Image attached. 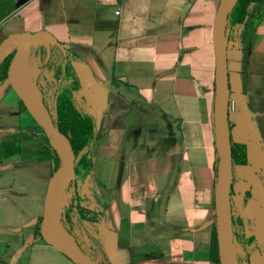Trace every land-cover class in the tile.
Returning a JSON list of instances; mask_svg holds the SVG:
<instances>
[{
  "label": "crops",
  "instance_id": "0c3cea01",
  "mask_svg": "<svg viewBox=\"0 0 264 264\" xmlns=\"http://www.w3.org/2000/svg\"><path fill=\"white\" fill-rule=\"evenodd\" d=\"M220 2L0 0V44L45 32L74 58L75 98L96 128L83 183L96 215L89 235L109 264H219L211 240ZM226 43L230 143L246 156L232 164L234 250L239 264H264V0ZM19 102L0 81V264H74L35 237L52 164L36 157L43 132ZM16 135L19 151L2 158Z\"/></svg>",
  "mask_w": 264,
  "mask_h": 264
},
{
  "label": "water",
  "instance_id": "95a60500",
  "mask_svg": "<svg viewBox=\"0 0 264 264\" xmlns=\"http://www.w3.org/2000/svg\"><path fill=\"white\" fill-rule=\"evenodd\" d=\"M237 1L221 0L215 17L213 33L216 61L214 135L218 159L215 184V234L219 264H239L234 250V233L230 204L232 160L229 124L227 121L229 88L226 59L227 22ZM37 47H44L48 54L49 49L53 47L63 50L62 46L45 32L13 35L0 44V64L10 51H16L7 71V80L19 101L23 104L26 112L50 140L51 145L57 151L60 158L59 170L54 176L52 175L49 183L44 214L39 226L40 236L47 246L64 255L74 264H100L90 258L64 230L60 219L59 224L65 236L55 233L52 229L51 219L53 217L55 202L59 199L61 192L74 179V154L69 141L57 131L42 101H40V106L35 105L25 89L24 77L28 74L26 71L28 67V55L31 49ZM127 91L129 90L123 91L124 94ZM53 142L59 145L60 150L54 146Z\"/></svg>",
  "mask_w": 264,
  "mask_h": 264
},
{
  "label": "trees",
  "instance_id": "16d2710c",
  "mask_svg": "<svg viewBox=\"0 0 264 264\" xmlns=\"http://www.w3.org/2000/svg\"><path fill=\"white\" fill-rule=\"evenodd\" d=\"M262 2L263 0H238L228 17L227 30L232 26L242 24L248 13V8L253 4L259 5ZM15 52V50L10 51L0 64V81L7 78V71ZM32 59L39 62L40 73L37 80L42 79L45 74L51 70L57 77L56 85H51L46 92H41V94L48 99L51 105V108L48 110L43 103L57 131L69 141L74 154V179L69 183L66 189L69 190L71 199H76V184H83L91 174V152L96 142L95 122L87 108L80 104L75 98V93L79 90V83L71 66V61H73L74 58L67 51L60 50L56 47L50 48L49 54L44 47H37L31 49L29 52L28 61ZM19 109L26 112L21 102H19ZM46 145L47 150L43 152L44 154L40 158L51 161L52 175L54 176L59 170L60 158L48 138L46 140ZM230 147L232 164L236 166L244 165L246 163L244 147L232 143ZM18 151V145L14 138H11L2 145L1 157L11 156ZM75 208L77 209V219L82 222L85 220L86 212L83 208H80L78 204L75 205ZM40 223L41 220L38 223L35 237L42 241L39 232ZM236 224H238V222L232 219V228H234ZM87 239L94 248L96 255H98V257L99 255L102 256L103 263L100 264H109L100 243L90 235H87ZM211 257L213 261L219 263L215 226L213 227L211 240Z\"/></svg>",
  "mask_w": 264,
  "mask_h": 264
},
{
  "label": "rangeland",
  "instance_id": "374dc122",
  "mask_svg": "<svg viewBox=\"0 0 264 264\" xmlns=\"http://www.w3.org/2000/svg\"><path fill=\"white\" fill-rule=\"evenodd\" d=\"M31 62H33L34 65L37 64L38 66L36 68H33V64ZM27 66L28 74L25 76V78L28 81L34 83L42 103H44L46 108L49 110L51 108V105L48 102V99L44 97L41 92H46V90H48L51 85L55 86L57 77L51 70L48 71L42 79L37 80L40 73L39 62L35 59H32L31 61L27 62ZM43 134L44 133H41V139H37V158L42 157L44 154L43 152L47 150V136ZM15 138V142L20 148L17 138L21 140V137L16 135ZM69 194V190L64 189L59 196L61 205L59 213L60 222L64 230L76 241V243L90 258L97 261L98 263H103L98 255H96L94 248L91 246L90 241L87 239V235H89V232L92 231V223H94L96 219L95 213L89 209L91 204L90 200L88 199V196L90 195L88 189L87 187L83 186V184L77 183L75 191L76 199H71ZM76 204H78L79 207L83 208L86 212L85 220H83L82 222L77 219V209L75 208Z\"/></svg>",
  "mask_w": 264,
  "mask_h": 264
},
{
  "label": "bare ground",
  "instance_id": "6f19581e",
  "mask_svg": "<svg viewBox=\"0 0 264 264\" xmlns=\"http://www.w3.org/2000/svg\"><path fill=\"white\" fill-rule=\"evenodd\" d=\"M24 85H25V89L27 91V94L29 95V97L33 101V103L37 106H40L41 99L39 97L38 91H37L34 83L28 81L24 77ZM53 144L58 150H60L59 145L56 142H53ZM60 207H61L60 200L58 199L55 202L53 217L51 219V225H52V229L55 233L65 236V234H64V232H63V230L59 224Z\"/></svg>",
  "mask_w": 264,
  "mask_h": 264
},
{
  "label": "built area",
  "instance_id": "2783aa9c",
  "mask_svg": "<svg viewBox=\"0 0 264 264\" xmlns=\"http://www.w3.org/2000/svg\"><path fill=\"white\" fill-rule=\"evenodd\" d=\"M116 14H118V12Z\"/></svg>",
  "mask_w": 264,
  "mask_h": 264
},
{
  "label": "flooded vegetation",
  "instance_id": "af4514ba",
  "mask_svg": "<svg viewBox=\"0 0 264 264\" xmlns=\"http://www.w3.org/2000/svg\"><path fill=\"white\" fill-rule=\"evenodd\" d=\"M53 80V79H52Z\"/></svg>",
  "mask_w": 264,
  "mask_h": 264
}]
</instances>
